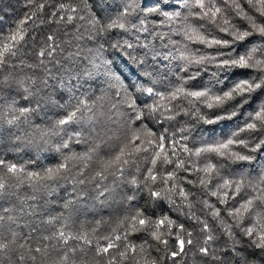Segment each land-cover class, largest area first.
<instances>
[{
	"label": "trees",
	"instance_id": "obj_1",
	"mask_svg": "<svg viewBox=\"0 0 264 264\" xmlns=\"http://www.w3.org/2000/svg\"><path fill=\"white\" fill-rule=\"evenodd\" d=\"M65 3L72 7L77 6L78 0H0V51L3 50L5 43H10L9 37L22 30L24 39L19 45L23 53V60L12 57L6 65H0V74L3 77L14 78L22 82L19 87L15 83L11 86L0 88V160L5 161L7 165L15 164L18 168H24L28 172L39 173L43 177L48 168H54L64 163L68 170V178L56 181H45L49 187H41L36 193V204L40 211L34 217H23L18 219L16 224L19 225L18 232L25 234V239L20 241L23 247H13L11 251L0 257L3 264H21L19 259L23 256L25 259L22 264H64V257L67 255L74 264H151L155 261L160 264L161 257L164 258L163 264H173L163 251L164 245L159 244L160 251H157L158 242L149 235L148 231H133V225L136 228L141 226L138 220L143 218L146 220L145 229L155 230L162 233V239L169 240V246L174 250H178L175 244V237H169L167 226L155 228V221L168 216L175 221V224H182L183 230H178L173 225L172 231L179 232V235L187 241L189 238L192 244L185 243L184 253L176 257V264H234L235 255L231 254L233 247L232 240L226 232L228 225H233L232 232L240 233V229L236 228L233 217L224 211L231 208L232 205L239 206L245 202L241 200V194L230 198L227 204H219L216 197L205 196L206 191L198 182L194 185L183 181L187 177L188 180L198 181L203 175L199 171L202 164L197 161L195 170L183 171L175 167V157L170 158L174 163L161 166L158 160L153 169V173L157 176L155 183L148 177L147 169L153 167L150 163L152 144L159 143V134L167 129L169 136L175 135L176 139H181L184 133L182 128L190 129L189 147L195 141H218L227 138L238 127L236 121L221 122L215 125H207L202 121L197 122L195 116L185 115L190 106L186 99L177 96L175 100L167 99L169 90L178 83V78L184 73L178 71L179 62H162L154 63L153 68L149 70L153 72L152 79L155 81V88L164 93L166 98L159 101V98L142 97L146 101L141 107L144 109V115L148 116V108H162L164 115L160 112L153 113L155 117L161 120V123L149 120L146 121L147 127L136 129L135 125H125L123 122L127 119V106L120 108V114L117 115L113 105L119 103V97L116 95L114 88L110 89L106 78L101 77L97 73L98 57L96 52L101 43H104L106 51L104 56L113 54L114 50L108 45L125 40L137 45L138 50L142 54L140 45L152 46L163 52V41L157 39V34L168 36L172 31V39L181 40L180 36L175 35V29L180 25V21L176 20L174 25L162 24L163 18L160 20L151 17L145 26L150 30L155 29L151 35L146 32L137 33L133 29L127 32L115 29L104 37L89 38L88 33L84 32V28L88 26L87 21L74 20L73 24L65 25L63 22L56 21L52 15L59 11V4ZM182 0H176L181 3ZM219 2V0H218ZM126 0H91L94 12L102 18L115 17L120 8L124 6ZM231 3V0H229ZM239 3L247 10L246 0H239ZM40 5H44L40 8ZM56 5L57 7H53ZM173 11L184 10L181 8ZM83 13L65 12L62 15H82ZM253 14V13H250ZM258 22L261 21L258 14ZM31 16V19L28 17ZM143 19V17H141ZM203 23V21H200ZM232 23L241 28L247 27L246 21L233 14ZM210 28L211 24L208 25ZM139 28V24L136 25ZM214 35L224 38V33L213 30ZM49 35L55 37V52L52 62L45 61L46 69L39 67H29L38 63L37 52L48 43ZM83 37V38H81ZM107 41V43H105ZM259 36H253L245 42L247 48L252 47L253 42H259ZM22 45V47H21ZM193 48L201 47V45H192ZM207 52H213L215 49H205ZM70 57V58H69ZM113 59H116L113 55ZM119 63V60H117ZM91 65V66H90ZM123 68L124 65L120 64ZM239 74L248 72L249 70H236ZM92 75L89 76L88 73ZM127 73V69H125ZM166 74V75H165ZM47 82L45 86L44 82ZM208 82L207 76H202L199 80L190 82L198 87H203ZM231 83V81H229ZM151 86V85H149ZM227 86V85H226ZM26 89L32 92L26 101L24 96ZM213 91H216L214 88ZM15 101V104H13ZM31 101V103H29ZM39 101V104L36 103ZM81 101L87 103L92 111L84 110V116H93L92 120L84 119L79 122L70 123L69 125L58 126V121L66 118L67 114L74 110ZM13 107H32L36 110L32 112L28 119L21 118L14 125H9L7 121L12 118L9 106ZM60 105V106H57ZM199 106V105H197ZM254 107V105H253ZM211 115V110L203 109ZM165 117H172L166 119ZM242 123V122H241ZM57 127L60 128L56 131ZM133 129L135 135L139 136V142L125 140L126 129ZM203 129H215V135H210L207 131L203 137L199 135ZM42 130L51 133L47 138L49 143L40 146L39 137ZM80 133V142L71 139L75 134ZM151 132L152 135L148 133ZM133 132H127L131 137ZM30 140H36L37 143H29ZM62 142H67L69 147L63 149V152H57L55 149L61 146ZM134 144L141 147V151L135 150ZM166 150L168 140H165ZM39 148V149H38ZM147 149V151H145ZM123 152V155H121ZM121 155V161L116 162L115 156ZM163 155V154H162ZM186 160L187 153L181 154ZM254 155H259L256 153ZM70 157L71 159H65ZM129 160L128 165H124L123 161ZM111 161V164L109 162ZM220 167L221 175L226 178H241L246 175L248 178H255L259 175L260 167L264 166V160L252 162H233L226 158H219L215 155L211 156V162L216 163ZM243 165V167H238ZM137 166L139 170H137ZM186 167L191 165L186 164ZM255 169V170H254ZM127 179L119 178L113 182L112 175H108L107 179L100 181L97 173L117 172L119 177L120 171H124ZM175 171V179H168L167 183H161V175L167 178L168 172ZM131 172L132 175H127ZM83 176L85 184H73V177L80 179ZM135 177L137 184H132L131 180ZM183 181V183H182ZM0 182L11 185L13 191L17 193L19 199L13 196L10 200L0 201V205L4 208H12L17 214L21 205L25 208L33 201L28 199L25 203V197H30L33 193L32 186L27 183H21L15 174L7 173L6 169L0 168ZM217 179H210L208 188L218 183ZM99 183L101 187L107 185L110 191H105L103 196L99 195L100 189L94 185ZM183 186L186 193L194 192L195 196L188 195L186 201H182L179 195L173 197L175 204H170L167 199L163 198V194L172 188L173 185ZM261 187H264L262 185ZM151 191H159L161 197H152ZM252 196L260 195L251 189L248 190ZM207 199L209 204L215 205L220 211V218L213 219L209 210L201 203ZM69 206L65 208V204ZM191 212L199 217L201 221L207 220L212 226V234L214 240L209 241L210 255L204 256L199 249L205 247L207 236L201 231V226L194 219H189L185 213ZM179 206V211L176 210ZM234 210V209H233ZM137 212L141 213L136 221L132 220ZM251 212V221L249 213H244L241 221V227H251L255 223L257 214H264V205L259 201H254ZM7 215V213H4ZM53 217H61V223L54 225L56 229H60L66 224L64 229L70 236L87 235L91 243L85 245L82 240H69L67 247H57V241L53 239L51 243L44 240L45 236H55L58 232H53V226L43 223ZM9 222H4V232L0 235L11 237L7 231ZM16 228V225H12ZM35 229V230H34ZM31 233L30 236L27 234ZM189 233L191 234L189 236ZM127 234V240L117 241L115 246L109 250L107 254H98L96 247L97 242L100 246H106L108 238H114L119 235L123 237ZM240 241L236 247H246L248 238L238 235L236 237ZM147 241V242H146ZM143 245L144 251H141ZM128 247L127 255L120 257L119 252L124 251ZM133 246L135 251H133ZM46 247V252L36 253L35 248ZM75 248V252L71 251ZM211 252H215L219 256V261H214ZM32 256L36 259L33 261Z\"/></svg>",
	"mask_w": 264,
	"mask_h": 264
},
{
	"label": "snow or ice",
	"instance_id": "obj_2",
	"mask_svg": "<svg viewBox=\"0 0 264 264\" xmlns=\"http://www.w3.org/2000/svg\"><path fill=\"white\" fill-rule=\"evenodd\" d=\"M31 2V0H30ZM247 10L241 6L239 0H182L177 4L176 0H126V3L119 9L115 17L102 18L97 15L91 5V0H78L77 6L72 7L68 5L66 8L65 3H60L58 12H54L52 15L56 18V21L63 22L65 25L74 24V20L87 21L88 26L83 30L88 33L89 38L104 37L109 32L115 29L123 30V32L129 31V29L135 30L137 33L143 31L149 35L155 30L149 29L145 26L146 22L151 17L155 20L163 18L162 24L174 25L176 20L180 21V25L175 29V35L180 36L181 40L172 39V31L170 29L169 34L165 37L163 34H157V39L163 41V48L165 51L161 52L152 46L140 45L142 54L138 50L137 45L125 40L122 43L116 41L108 46L114 50L113 54L104 56L106 51L104 43H101L96 56L98 57L97 73L106 78L109 88L116 90V95L119 97V103L113 105L116 109L117 115L120 114V108L124 105L127 106V119L123 122L125 125H135L136 129L146 128V121L155 120L156 123H161L153 113L160 112L164 115L162 108H153L149 106V115H144V109L141 105H144L146 101L142 99L144 96L150 98H159V101L165 100L166 96L155 88V81L152 79L153 72L150 68L157 61L171 62L178 61V71L184 73L183 76L178 78V83L175 87L169 90L167 99L175 100L177 96H181L186 99L190 106L188 111H185V115L195 116L197 122L202 121L207 125H215L221 122L236 121L238 127L227 138L218 141H205L200 140L199 143L193 141L192 146L189 147V135L190 129L182 128L181 139L177 140L175 135L169 136L167 129L159 134V143L150 144L151 157L150 163L153 167L147 169L148 177L153 183L156 182L157 176L153 173V169L159 160L161 166L172 164L174 160L170 158L175 157V167L183 171H193L196 167V162L199 161L202 166L199 171L203 173L198 178V181L188 180L187 177L183 178L188 184H195L198 182L206 190L204 195L216 197L219 204H227L229 199L235 195H241V200L245 202L240 203L238 207L232 205L231 208L224 209L225 212L235 221V227L240 229V233L232 232L233 225H228L226 232L229 239L232 240L233 247L231 254L235 255L236 259L234 264H264V214H257V218L251 227H241V221L244 218V213H249V220L251 221V212L254 201H259L261 205H264V166L260 167L259 175L255 178H248L245 176L241 178H226L221 175L220 167H217L219 161L216 163L211 162V156L215 155L219 158H226L233 162H252L264 160V19L260 22L257 20L258 14L260 18H264V0H246ZM44 5H40L43 8ZM53 7H57L53 5ZM181 8L184 11H173L174 9ZM83 13L82 15H62V13ZM253 13V14H250ZM233 14L246 21L247 27L241 28L240 26L232 23ZM143 17V19H141ZM31 19V16L28 17ZM203 21V23H200ZM139 24V28L136 25ZM211 24L210 28L208 25ZM216 29L225 36L230 38H224L213 34V30ZM259 36V42H253L251 48H247L245 42L250 37ZM83 38V37H81ZM10 43H5L3 50L0 51V65H6L12 57H17L21 61L23 60V53L19 48L14 45H19L20 41L24 39L22 30H18L13 33L9 38ZM46 43L37 52L38 63L35 65H29V67H39L46 69V63L52 62L54 56L56 44L55 37L49 35ZM107 43V41H105ZM201 45V47L193 48L192 45ZM22 47V45H21ZM205 49H215L213 52H207ZM115 55L116 59H113ZM70 58V57H69ZM119 60V63H117ZM120 64L124 67L121 68ZM91 66V65H90ZM127 69V73H125ZM249 70L243 72L240 75L241 78H235L238 74L236 70ZM92 75L91 72L88 73ZM166 75V74H165ZM202 76L208 77V82L203 87H198L196 84L190 82L199 80ZM231 81V83H229ZM15 83L17 87L22 82L15 80L14 78L3 77L0 74V88L5 86H11ZM45 86L47 82L45 81ZM151 85V86H149ZM227 85V86H226ZM216 91H213V89ZM32 95V92L26 89L24 99L27 101L28 97ZM31 103V101H29ZM39 104V101H36ZM15 104V101H13ZM199 105V106H197ZM254 105V107H253ZM60 106V105H57ZM203 109L211 110V115ZM92 111L86 102L81 101L77 107L70 111L66 118L58 121V126L69 125L70 123L79 122L84 119L92 120L93 116H84V110ZM12 118L7 121L9 125L16 124L21 118L28 119L30 114L36 109L32 107H13L9 106ZM171 119L172 117H165ZM242 122V123H241ZM60 128L57 127L56 131ZM207 131L210 135H215V129H203L199 135L203 137L204 132ZM127 132H133L129 137ZM49 133L46 130H42L39 137L40 146L49 143ZM152 135L151 132L148 133ZM80 133L77 132L74 139L76 142H80ZM132 140L139 142V136L135 135L133 129H126L125 140ZM168 140L167 150L165 140ZM29 143H37L36 140H30ZM69 147L67 142H62L61 146L56 148L57 152L62 153L63 149ZM137 152L141 151V147L134 144ZM39 149V148H38ZM147 151V149L145 150ZM187 153L188 159L186 160L181 154ZM259 153V155H254ZM163 154V155H162ZM123 155V152H121ZM121 155L115 156V161H121ZM65 159H71L65 157ZM129 160H124L123 164L128 165ZM111 164V161L109 162ZM186 164L191 167H186ZM243 167V165H238ZM0 168L6 169L7 173L15 174L21 183L27 182L33 188V193L30 197H25V203L28 199L33 201L32 204H28L25 208L20 206L16 215L13 214L15 209L4 208L0 205V233L4 232V222H9L7 231L11 234V237L0 235V257L4 256L7 252L11 251L13 247H23L20 241L25 239V234L18 232L19 225L16 224L18 219L25 216L31 218L38 215L40 209L36 204V193L40 191L41 187H49L45 181H56L60 179L68 178V170L64 163L57 165L54 168H48L43 177L36 172H28L24 168H18L17 165H7L5 161L0 160ZM137 170H139L137 166ZM255 170V169H254ZM124 171H120L119 177L117 172L111 173H97V177L100 181L107 179L108 175H112L113 182L119 178L127 179ZM127 175H132L128 172ZM175 171L168 172L167 178L161 175V183L166 184L168 179H175ZM210 179H217L219 182L212 185V188H208ZM182 181V183H183ZM73 184H85L83 176L80 179L73 177ZM132 184H137V179L133 177ZM99 188V195L103 196L105 191H110L107 185H101L99 183L94 185ZM14 186L6 185L4 182H0V201L10 200L13 196L19 199V196L13 191ZM249 189L261 193L260 195L252 196L248 198L251 193ZM230 192L232 197H230ZM179 195L182 201H186L188 195L195 196L194 192L185 191L183 186L173 185L172 188L167 190L166 194H163V198L167 199L170 204H175L173 197ZM151 196L161 197L162 193L159 191H151ZM201 203L209 210V213L213 219L220 218L223 222V218L220 217V209L215 205L209 204L207 199L201 201ZM65 208L69 205L66 203ZM234 209V210H233ZM179 211V206L177 209ZM4 213H7L5 215ZM141 213L137 212L136 216L132 217L133 221L137 220ZM189 219H194L197 224L201 226V231L207 236L205 240V247L199 249L200 253L204 256L210 255L209 241L215 239L212 234V226L207 220L201 221L199 217L195 216L194 212H191V205H189V212L185 213ZM61 217H53L47 221H43L47 225L53 226V232H58L55 236H45L44 240L51 243L55 239L57 247H67L68 241H80L82 240L85 245L91 243L87 235L84 236H70L64 229L66 224L62 225L60 229L54 227L55 224L61 223ZM140 228H136L133 225V231H148L149 235L158 242L157 251H160L159 244H163L164 253L172 259L173 264H176L175 258L184 253L185 243L191 245L192 240L189 238L187 241L183 239L179 232L174 233L172 231L175 221L168 216H164L162 219L155 221V228L159 229L161 226L166 225L168 236L175 237V244L178 246V250H174L169 246L168 239H162V233L155 230L145 229L143 226L146 224V220L141 218L138 220ZM12 225H16L13 228ZM178 230H183L182 224H175ZM35 230V229H34ZM248 238L246 247H236L239 240L236 239L238 235ZM28 236L31 233L27 234ZM191 234L189 233V236ZM127 240V234L123 237L117 235L114 238H108L106 246H100L97 242L96 250L98 254H107L112 249L117 241ZM147 242V241H146ZM75 248L71 251L75 252ZM128 247L126 246L124 251L119 252L120 257L127 255ZM133 251L135 248L133 246ZM141 251H144L143 245H141ZM36 253L46 252V247L35 248ZM212 259L219 261V256L215 252H211ZM21 264L24 261V257H19ZM31 259L35 261L36 257L32 256ZM164 258L161 257L160 264H163ZM0 264H3L0 260ZM64 264H74V261L66 255L64 257ZM109 264H112V260H109ZM145 264H148L146 261ZM151 264H156L152 261Z\"/></svg>",
	"mask_w": 264,
	"mask_h": 264
}]
</instances>
